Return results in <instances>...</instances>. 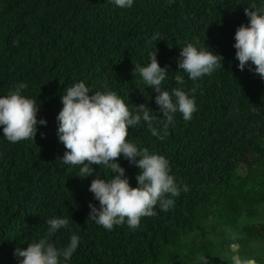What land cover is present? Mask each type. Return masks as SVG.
I'll return each mask as SVG.
<instances>
[{"label": "trees", "instance_id": "trees-1", "mask_svg": "<svg viewBox=\"0 0 264 264\" xmlns=\"http://www.w3.org/2000/svg\"><path fill=\"white\" fill-rule=\"evenodd\" d=\"M253 2L264 6V0H134L130 8L113 0H0V97L26 84L21 93L37 100V118L47 120L37 124L35 139L17 143L0 126V264H19L15 250L43 238L51 217L69 221L51 238L58 249L73 234L80 238L66 264H203L198 257L233 264L227 252L234 244L241 258L258 253L264 220L243 218L264 204V79L251 62L239 69L234 48ZM197 40L223 56V67L192 81L178 60L181 48ZM155 49L168 73L162 89L182 88L197 111L190 121L177 112L163 140L144 122L130 126L127 140L166 157L180 195L167 212L157 204L156 215L143 217L137 229L125 221L109 231L89 217V204L99 207L89 187L96 172L110 179V169L93 165L96 172L81 178L79 166L60 159L66 151L58 136L62 96L81 81L90 94L116 91L130 109L151 108L162 133L157 93L132 71L134 63H150ZM118 162L138 186L140 169L123 154ZM241 164L248 170L239 174Z\"/></svg>", "mask_w": 264, "mask_h": 264}, {"label": "clouds", "instance_id": "clouds-1", "mask_svg": "<svg viewBox=\"0 0 264 264\" xmlns=\"http://www.w3.org/2000/svg\"><path fill=\"white\" fill-rule=\"evenodd\" d=\"M120 8L132 7L134 0H113ZM245 15L250 23L241 24L235 32L236 59L239 69L244 70L251 62L250 70L264 79V6L258 7L253 2L245 8ZM152 39H157L153 36ZM151 43V41H149ZM196 43H188L181 48L178 60L179 70L187 73L192 81L205 75H211L216 69L223 67V56L213 53L209 47H198ZM150 63L145 66L135 64L134 75L142 78L144 84L154 87L157 95L156 104L163 113V132L154 127L156 117L151 115V108L146 104L136 105L130 109L125 100L116 91H96L90 94V88L83 82H77L65 89L62 96L63 108L58 114V136L66 151L63 164L79 166L77 176L86 178L96 170L93 165L110 169L111 178L104 179L97 174L92 180L89 191L99 201V207L90 203L89 217L98 225L112 230L116 225H127L135 230L140 226L143 217L156 215L157 204L167 212L173 205V197L180 195V186L175 177L170 175L169 161L161 154L152 153L148 148H138L129 142V128L141 122L147 124L153 136L163 140L168 135V127L174 123V115L179 112L185 121H190L197 111L194 96L182 88H173L171 92L162 89L165 81L166 67H161L157 59V50L149 52ZM175 80L178 84L185 83L184 77L177 72ZM196 85L192 92L195 93ZM26 84L21 83L8 95L0 97V126L3 135L11 143L35 139L37 124L46 125V119L37 118L39 111L36 99L21 93ZM124 158L136 165L138 186L133 187L125 175V168L118 162ZM139 158V159H138ZM116 173V175H112ZM183 190L188 191L184 185ZM46 235L32 241L27 248H17L14 252L19 264H65L72 257L79 244V236L73 234L70 243L57 248L51 238L57 230L67 227L69 221L63 217L47 218ZM198 261L209 264L207 257H198ZM233 264H255L254 260L233 257Z\"/></svg>", "mask_w": 264, "mask_h": 264}, {"label": "rangeland", "instance_id": "rangeland-1", "mask_svg": "<svg viewBox=\"0 0 264 264\" xmlns=\"http://www.w3.org/2000/svg\"><path fill=\"white\" fill-rule=\"evenodd\" d=\"M248 170V166L246 164H241L239 167V174H242L244 172H246ZM254 210L256 212L255 215H253V218L247 217V218H243V220L246 221H258V220H264V204L261 205H256L254 206ZM241 220V224L242 222H244ZM239 248L238 244H234L232 246V250H228V254L233 257L235 256H239V252L237 251ZM248 259H252L255 261V264H264V242L261 243V248L258 251V253H254V252H248L246 254ZM214 264H220V259L219 258H215Z\"/></svg>", "mask_w": 264, "mask_h": 264}, {"label": "water", "instance_id": "water-1", "mask_svg": "<svg viewBox=\"0 0 264 264\" xmlns=\"http://www.w3.org/2000/svg\"><path fill=\"white\" fill-rule=\"evenodd\" d=\"M255 262V261H254Z\"/></svg>", "mask_w": 264, "mask_h": 264}]
</instances>
